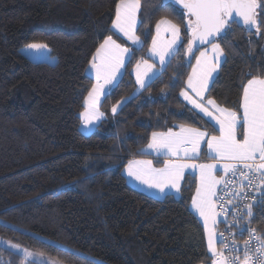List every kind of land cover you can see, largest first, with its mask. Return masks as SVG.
Masks as SVG:
<instances>
[{"label": "trees", "instance_id": "trees-1", "mask_svg": "<svg viewBox=\"0 0 264 264\" xmlns=\"http://www.w3.org/2000/svg\"><path fill=\"white\" fill-rule=\"evenodd\" d=\"M116 2L0 0V238L62 264H210L203 228L189 209L196 176L183 177L178 197L155 199L123 175L128 161L146 156L153 132L184 125L216 134L180 98L196 56L210 45L186 54L183 8L141 0L137 35L143 44L103 97L100 123L88 135L80 132L84 98L94 84L86 68L113 34ZM257 3L259 33L241 23L226 39L215 38L224 59L206 98L233 111L242 84L264 77V0ZM161 18L181 25L182 43L134 95L131 71L146 59ZM30 43L47 45L55 63L22 54ZM200 157L206 158L204 148ZM251 226L264 231V204L254 209ZM0 264H22L20 253L0 245Z\"/></svg>", "mask_w": 264, "mask_h": 264}, {"label": "snow or ice", "instance_id": "snow-or-ice-1", "mask_svg": "<svg viewBox=\"0 0 264 264\" xmlns=\"http://www.w3.org/2000/svg\"><path fill=\"white\" fill-rule=\"evenodd\" d=\"M172 3L184 9L182 20L186 24L188 37L186 54H193V47L197 43L211 44V51L214 54L209 56L206 52H200L186 81V88L191 89L195 96L189 95L185 89H181L180 96L205 117L215 121L219 134L209 135L198 128L184 125L175 132L171 129L167 132H153L147 147L157 155L165 157L164 167L153 168L151 160H130L125 171L140 184L167 195L166 189L175 190L177 193L180 191V180L186 168H198V184L196 195L192 198V207L204 220L208 252L211 253V257L207 258L211 259L212 264H256L259 256L264 255V234L257 235L255 229H243L249 231L250 235L249 239L243 241L241 249L236 244L235 237H232V243L229 244L226 242L229 237L221 233L219 241L221 250L218 251L216 234L209 228V222L212 221L215 225L214 218L220 214L227 215L229 211L222 206L220 212H216L213 199L216 197V185L221 182L215 178L213 171L221 161L224 162L221 167L225 175L230 173L232 177H236L239 173V176L247 181V185L241 184L238 190L233 189L232 197L247 200L250 198L249 192H259V200L251 197L254 201L251 204L244 203L243 207L234 205L235 210L231 212L233 226L239 227L241 221L251 223L256 203L264 204V77H252L242 84L238 111L220 107L214 99H206L205 92L209 90L212 74L221 64L220 57L223 56V51L215 42V38L226 39L232 25L239 26L241 23L246 30L255 28L259 33L257 8L261 5H258L257 0H161L160 6L167 8ZM141 8V0H117L115 3V15L111 21V29L114 32L104 38L89 61L96 83L84 98V110L80 112V119L85 128L94 125L104 116L98 108L100 96L105 93L107 85L118 86V76L124 66L125 58L134 51L117 43L113 35L118 33L137 47L143 44L140 36L137 35L138 13ZM172 11L176 10L173 8ZM181 43V25L167 18H161L155 25V35L152 37L149 53L154 58L159 57L160 64L164 65ZM26 47L40 50L45 49L47 45L30 43ZM155 76L153 64L148 63L147 60L137 62L136 83L140 88L148 87L149 81ZM112 112L116 114L117 106H113ZM213 131L215 132L216 129L213 128ZM205 141L208 149L207 158L213 163L179 162L194 160L199 156L202 153L201 144ZM257 180H259L258 185ZM224 183L227 185L234 182L224 180ZM216 198L224 199V197ZM253 241L256 242L255 253L252 252ZM5 243L10 249L20 253L22 264H54L52 260L45 261L43 253H33L28 249L21 251L19 245L10 241Z\"/></svg>", "mask_w": 264, "mask_h": 264}, {"label": "crops", "instance_id": "crops-1", "mask_svg": "<svg viewBox=\"0 0 264 264\" xmlns=\"http://www.w3.org/2000/svg\"><path fill=\"white\" fill-rule=\"evenodd\" d=\"M138 15H139V13H138ZM138 23H139V18H138ZM113 32H114V30H112ZM120 38H122L123 40H125L127 43H128V45L129 46H124V45H122L123 47H128V48H130V49H138L139 47H137L136 45H133L130 41H128V40H126L123 36H120L118 33H116ZM154 35H155V29H154ZM103 43V42H102ZM150 47H151V44H150ZM149 47V48H150ZM206 52L209 56H212V55H214L213 53H212V51H211V44L210 45H208V46H206L203 50H201L200 52ZM200 52L198 53V55L197 56H199L200 55ZM130 54H131V52L126 56V58H125V63H124V66L120 69V75L118 76V80L120 79V77L122 76V73H123V70H124V67H125V65H126V63H127V61H128V59H129V57H130ZM196 56V57H197ZM171 57V56H170ZM170 57H168L167 58V61L170 59ZM146 59H147V61H148V63H150V64H153V72H155L156 73V76L159 74V72L164 68V66H165V64L167 63H165L164 65H161L160 64V61H159V57H152L151 56V54L149 53V49H148V55H147V57H146ZM146 59H144V60H146ZM223 59H224V54H223V56H221L220 57V60H221V63L223 62ZM140 61H142V60H140ZM196 64V59H195V62H194V65ZM221 65V64H220ZM220 65L217 67V70L212 74V80L210 81V84H209V86L211 85V83H212V81L214 80V78L216 77V75H217V73H218V70H219V67H220ZM136 66H137V64L133 67V69H132V71H131V74H132V77H133V79H134V82H135V88L137 87V83H136ZM86 71H87V74H88V76L90 77V78H92V80H93V82L94 83H96V79H95V75H94V73L91 71V69H90V66L88 65L87 66V68H86ZM192 72V69H191V71H190V73ZM155 76V77H156ZM154 77V78H155ZM188 79V78H187ZM150 82V81H149ZM111 87H113L112 85H107L106 86V89H105V93L104 94H102L100 97V102H101V100H102V98L106 95V93L109 91V89L111 88ZM188 93H189V95H192V96H195V94L192 92V90L191 89H188V88H186V85H185V88H184ZM206 93L207 92H205V97H206ZM87 96V95H86ZM180 98L192 109V110H194L196 113H198L200 116H202L204 119H206L215 129H216V134L215 135H218L219 133H218V125H215V121H212L211 120V118L210 117H205L204 115H203V113H201V112H199L197 109H194L193 107H192V105L191 104H189L182 96H180ZM207 99V98H206ZM100 105V104H99ZM99 111H100V109H99ZM100 121H101V119L98 121V122H96V124H94V129L96 128V126L100 123ZM180 128V127H179ZM179 128L178 129H176V130H173L174 132L175 131H179ZM202 131V130H201ZM148 145V144H147ZM147 145L145 146V148H144V150L145 151H143L144 152V154L146 155V156H144V157H137V158H133V159H131V160H151L152 161V167L153 168H163L164 167V160H165V157H163V156H159V155H157L155 152H153L151 149H148V147H147ZM202 148H204L205 149V154H207V151H208V149H207V143H206V141L205 142H202V144H201V149ZM172 159H175V158H172ZM129 162V161H128ZM180 163H188V164H193V163H195V164H207V163H213V161H211V160H209L208 158H207V155H206V158H201L200 157V155L199 156H197L194 160H181V161H179ZM224 162L223 161H221V162H219V163H217V168L213 171V175L215 176V178L217 179V180H220L221 181V179L223 178V176L225 175V172H224V170H223V168L221 167V165L223 164ZM128 164V163H127ZM127 164H126V166H127ZM126 166L124 167V169H123V175H124V177H125V179H126V182L128 183V185L130 186V187H132L133 189H135V190H137V191H139V192H141V193H144V194H146V195H148V196H150V197H152V198H155V199H163L166 195H164V194H160V193H158L157 192V190L156 189H149L146 185H142V184H140L138 181H136V180H134L133 178H131V177H129L128 175H127V173H126V171H125V168H126ZM186 174H194L195 176H196V187H197V184H198V177H199V169L197 168V169H193V168H191V167H189V168H186L185 170H184V174H183V177L186 175ZM183 177L181 178V180H180V186H181V183H182V180H183ZM220 184V183H219ZM219 184H217L216 185V190L218 189V187H219ZM217 192V191H216ZM166 193H167V195H173L174 197H178L179 196V192L177 193L175 190H172V189H166ZM196 195V188H195V190H194V193H193V195H192V198H193V196H195ZM215 198V197H214ZM213 198V199H214ZM215 204V203H214ZM189 209H190V211L192 212V214H194V216L197 218V220H198V222L200 223V225L202 226V228H203V232H204V238H205V243H206V246H207V250H208V239H207V233L205 232V229H204V220L200 217V215H199V213L198 212H196V210L195 209H193V207H192V199H191V201H190V205H189ZM215 211H216V208H215ZM218 218H220L219 217V215L218 216H216L214 219H215V225H213V223H212V221H210L209 222V228L210 229H212L214 232L216 231V225H217V223H218V221H219V219ZM217 219H218V221H217ZM217 222V223H216ZM216 234V233H215ZM216 246H217V243H216ZM217 248V247H216ZM218 250V249H217ZM209 253V252H208ZM210 255H211V253H209Z\"/></svg>", "mask_w": 264, "mask_h": 264}, {"label": "built area", "instance_id": "built-area-1", "mask_svg": "<svg viewBox=\"0 0 264 264\" xmlns=\"http://www.w3.org/2000/svg\"><path fill=\"white\" fill-rule=\"evenodd\" d=\"M224 180H231L234 183H228L227 185H225ZM247 185V181L244 180L242 177L239 176V173L237 174L236 177H232L231 174L229 173L228 175H224L223 179H221V182L219 184V187L217 189L216 192V197H224L223 200L217 199L216 197L214 198V203H215V208H216V212H220L221 207H225L227 208L228 214H220L219 215V230H218V243H219V249L221 250V244H220V239L221 233H224L225 236H228L229 239L226 241L227 243L231 244L232 243V237L236 238V244L242 249L243 248V241L249 239V231H244L243 229H255L251 226V223H248L246 221H241V224L239 227L233 226V218L231 216V212L235 210L234 205H238L239 207H243L244 203H253L254 201L251 199V197H256L257 200H259V192L257 191H252L249 192V199L247 200H240L238 198L232 197L231 193L233 191L234 188H236L238 190V187L241 185ZM256 184H259V180L256 181ZM255 187V185L253 186ZM241 195H243V193H241ZM231 200L232 202L229 203L228 201ZM262 204L257 202L256 206L253 208V211L256 207L261 206ZM246 211V209H245ZM225 221H227V223H225ZM252 221V218H251ZM229 229H231V231L229 232ZM256 231V229H255ZM257 235L260 234H264L263 232H257ZM255 247H256V242L253 241L252 244V252L255 253ZM226 251V250H225ZM241 256H242V252H241ZM256 264H264V255H260L259 259L256 261Z\"/></svg>", "mask_w": 264, "mask_h": 264}, {"label": "rangeland", "instance_id": "rangeland-1", "mask_svg": "<svg viewBox=\"0 0 264 264\" xmlns=\"http://www.w3.org/2000/svg\"><path fill=\"white\" fill-rule=\"evenodd\" d=\"M165 39H167V36L165 35ZM151 46H152V41H151ZM150 47V46H149ZM149 49V48H148ZM21 52H22V54H24L25 56H27L28 58H30L31 60H33V61H35V62H47V63H50V64H53V63H55V58L53 57V56H51L50 55V53H49V50L47 49V48H45V49H40V50H31V49H27V47H24V48H22L21 49ZM147 55H148V51H147V53H146V57H147ZM147 60V59H146ZM154 67V66H153ZM124 71V70H123ZM86 74H87V71H86ZM88 75V74H87ZM142 90V88H140L139 87V85L137 84V87L135 88V91H134V95H136V94H138L140 91ZM101 98V97H100ZM103 99V98H102ZM102 101V100H101ZM101 103V102H100ZM99 103V104H100ZM123 103V101L122 102H120L119 104H117L116 106H117V110H118V108L121 106V104ZM98 108H99V105H98ZM101 112V111H100ZM112 114H113V112H112ZM80 117V116H79ZM103 118V117H102ZM102 118H101V120H102ZM98 122V121H97ZM96 124V123H95ZM94 125H90L88 128H85L84 126H83V122L81 121V119H80V132L82 133V134H84V135H88V134H90L93 130H94V127H93ZM143 151H145L144 149H143ZM219 219V218H218ZM218 219H217V221H218ZM217 223V222H216ZM215 233H216V238L218 239V233H217V231H215ZM5 242H7V241H5V240H3V239H1L0 238V245L2 246V247H6V248H8V249H10L9 247H8V245L5 243ZM217 247V249H218V246H216ZM20 249H21V251L24 249V248H21L20 247ZM11 250H13V251H15V252H17L15 249H11ZM218 251H220V249H218ZM210 255V254H209ZM211 256V255H210ZM43 259L45 260V261H47V260H51V259H49V258H47V257H44L43 256ZM53 262H54V264H62V263H60V262H57V261H54V260H52ZM210 264H212V261H211V263Z\"/></svg>", "mask_w": 264, "mask_h": 264}, {"label": "water", "instance_id": "water-1", "mask_svg": "<svg viewBox=\"0 0 264 264\" xmlns=\"http://www.w3.org/2000/svg\"><path fill=\"white\" fill-rule=\"evenodd\" d=\"M175 4V3H174ZM177 5V4H176ZM177 6H179V5H177ZM180 7V6H179ZM199 45H201V44H199V43H197V44H195L194 46H199Z\"/></svg>", "mask_w": 264, "mask_h": 264}]
</instances>
